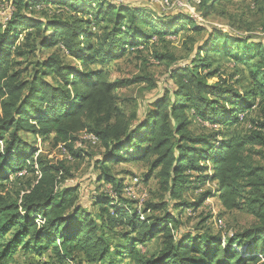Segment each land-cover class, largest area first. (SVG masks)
Wrapping results in <instances>:
<instances>
[{"label": "trees", "instance_id": "obj_1", "mask_svg": "<svg viewBox=\"0 0 264 264\" xmlns=\"http://www.w3.org/2000/svg\"><path fill=\"white\" fill-rule=\"evenodd\" d=\"M222 1L197 0V12L206 18ZM256 2L264 17V0ZM9 3L15 15L8 24L0 22V264L16 263L19 254L43 257L47 252L56 260L52 264H264V168L253 162L255 148L264 149V36L212 31L186 11L161 5L156 9L114 0ZM182 31L208 32L194 49L198 59L172 69L174 87L141 120L127 116L116 90L150 83L149 78L110 82L107 72L94 66ZM50 49L52 54L41 57ZM154 57L169 66L175 62L169 54L156 52ZM217 57L235 66L231 77L224 79L220 67L212 69ZM67 58L79 65L66 63ZM17 60L28 65L17 70ZM240 77L247 86L236 87ZM256 109L258 116L250 118ZM193 121L220 130L195 133ZM245 122L249 128L243 133ZM24 132L42 139L54 135L55 143L75 156L79 134L94 136L103 150L98 181L112 191L95 194L93 209L79 204L77 190L59 188L66 168L36 157L37 148L23 138ZM138 161L152 162L153 171L159 170L160 189L172 201L216 182L215 194L204 199L218 197L226 211L245 209L256 224L225 240L178 233L180 221L167 210L169 204L140 210L124 196L129 187L111 165ZM23 170L37 180L17 191L19 177H12ZM198 206L173 204L176 210ZM156 211L164 214L146 215Z\"/></svg>", "mask_w": 264, "mask_h": 264}, {"label": "rangeland", "instance_id": "obj_2", "mask_svg": "<svg viewBox=\"0 0 264 264\" xmlns=\"http://www.w3.org/2000/svg\"><path fill=\"white\" fill-rule=\"evenodd\" d=\"M13 2L14 0H10ZM126 4H138L148 8L158 9L159 5L165 10H171V5H180L176 10L186 11L189 15L196 18L198 22L204 25L209 30L216 29L222 33H233L241 37H258L263 38L262 30L264 17L261 16L259 5L256 0H226L219 2L209 15L203 17V11L196 8L197 0H122ZM167 1V2H166ZM164 3L166 5H164ZM4 4L13 6L9 0H4ZM183 6V7H182ZM40 15V14H36ZM0 22H4L1 21ZM208 32L200 35H192L191 32H183L177 37H168L166 42H161L158 39L149 43L148 48L140 50V52H131L126 54L121 59L101 66L100 64L94 66L95 69H103L108 74L110 82L134 80L137 77H147L150 83H135L126 87H120L116 90L117 102L123 112L127 116L136 115L138 120H141L148 110L152 109V104L167 96L168 90L174 87V81L171 79L172 69L176 67H183L192 64L193 60H197L194 49L200 42L205 39ZM191 38V39H190ZM22 40V39H21ZM54 52V49L46 51L41 57L47 58ZM156 52L162 54H169L174 56L175 62L169 66V62H158L154 55ZM19 65L16 69L23 70L28 63L23 60H17ZM66 63L79 65L77 61L71 58L65 59ZM231 61L223 57H217L213 62L212 69L220 67L224 79L231 77L236 68ZM15 68V66H14ZM246 75V74H245ZM28 78V75L25 76ZM217 78L211 79L214 83ZM237 88H243L246 85L240 78L235 79L234 83ZM247 86V85H246ZM257 110V109H256ZM259 110L254 112L250 118L258 116ZM241 132L248 131V122L241 126ZM190 128L195 133H212L219 129L218 126L212 127L209 125H202L198 121H193ZM23 138L30 144L37 148V155L53 165L64 166L68 174L64 173L63 177L59 179V188H73L77 190L78 203L82 206L93 209V200L95 194H102L112 191V186L105 185L98 181L100 170L97 163L101 159L103 150L101 149L98 140L89 135L87 132L80 133L78 142L74 150L77 155H72L69 150L62 144L55 143L54 135L46 139L37 138L31 133H22ZM2 142H0V149ZM255 155L253 162L257 166L264 168V149L260 147L255 148ZM151 163L147 162H123L120 164L111 165V171L118 178L124 179L125 184L128 185V190L124 192L126 198L137 202L140 210H144L148 204H169L167 210L175 215L179 221L178 233H204L210 236H221L225 239L231 237L233 234L243 232L252 228L256 224V219L245 209L226 211L221 205L218 197H210L208 200L204 199V195L214 193L217 189L216 182H210L204 185L200 190H188L178 201H172L170 197L160 189L157 180V171H153ZM196 175V174H195ZM35 174L27 173L23 170L12 177L15 181L19 177L17 184V191H23L29 188L30 184L36 183ZM148 177V178H147ZM15 185V184H14ZM10 190V188L8 189ZM13 196H15V186ZM185 202L186 204H199L195 209H179L176 210L173 204ZM164 211L147 212L150 215H163ZM40 222V221H39ZM176 232V230H175ZM22 255V254H21ZM16 257L13 264H43L49 262L55 263L56 260L52 258L51 253L47 252L43 257L37 255H23ZM67 264H77L69 262Z\"/></svg>", "mask_w": 264, "mask_h": 264}, {"label": "built area", "instance_id": "obj_3", "mask_svg": "<svg viewBox=\"0 0 264 264\" xmlns=\"http://www.w3.org/2000/svg\"><path fill=\"white\" fill-rule=\"evenodd\" d=\"M114 1L115 2H124L122 0H114ZM174 7L177 9L178 7H180V5H178V4L171 5V9H175ZM15 12H16L15 7L8 6V5L4 4V0H0V20L1 21H4L5 23L8 24V21L11 20L13 18V16L15 15Z\"/></svg>", "mask_w": 264, "mask_h": 264}, {"label": "bare ground", "instance_id": "obj_4", "mask_svg": "<svg viewBox=\"0 0 264 264\" xmlns=\"http://www.w3.org/2000/svg\"><path fill=\"white\" fill-rule=\"evenodd\" d=\"M167 2V1H166ZM164 5H166L165 3H164Z\"/></svg>", "mask_w": 264, "mask_h": 264}]
</instances>
